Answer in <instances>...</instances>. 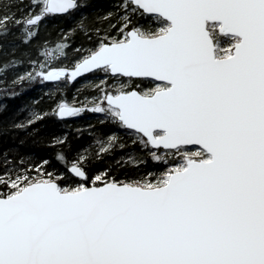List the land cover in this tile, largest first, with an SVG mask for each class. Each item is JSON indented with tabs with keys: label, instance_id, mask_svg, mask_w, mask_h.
<instances>
[{
	"label": "snow or ice",
	"instance_id": "6c2138e0",
	"mask_svg": "<svg viewBox=\"0 0 264 264\" xmlns=\"http://www.w3.org/2000/svg\"><path fill=\"white\" fill-rule=\"evenodd\" d=\"M86 7L8 0L0 15V37L14 26L20 41L0 83L51 85L50 105L25 102L11 128L89 111L115 126L89 124L74 158L69 133L52 136L59 174L0 154V264H264V0H117L98 24ZM62 17L73 26L42 39ZM146 157L168 167L136 180L112 166Z\"/></svg>",
	"mask_w": 264,
	"mask_h": 264
},
{
	"label": "trees",
	"instance_id": "16d2710c",
	"mask_svg": "<svg viewBox=\"0 0 264 264\" xmlns=\"http://www.w3.org/2000/svg\"><path fill=\"white\" fill-rule=\"evenodd\" d=\"M27 2L28 0H17V3L26 4ZM116 2L117 0H87V7L83 11L88 14L93 24H98L99 21L95 17L112 9ZM8 10V0H0V15ZM74 22V18L69 17L49 20L47 27L41 32V38L55 41L60 35V30L72 27ZM17 32L18 29L12 26L11 32L8 35L0 37V44L3 45L0 48V60L8 59L12 53L13 46L20 43L16 35ZM84 41V36L80 34L76 36L74 44H80ZM23 47H27V45ZM13 78L14 74L10 72L7 76L9 85ZM4 79V77H0V81ZM49 87L51 85L46 86L40 82H35L26 85L22 89L20 87L13 89L11 86H6L5 83H0V105L5 106L3 109H0V154L8 151L10 156L17 159L22 155L31 156L37 161L48 159L54 165L55 169L58 170L57 174H59L60 171L67 172L68 168L56 159L55 148L48 144L47 141L52 136H58L64 132H68L73 143V150H68L69 157L74 158V149L85 145L92 139L91 130L87 127L89 124L94 125L96 129L104 131L105 133L110 129L115 130V126L109 123H99L98 121L102 119L101 115L89 111L74 119L68 120L67 123L58 121L53 117H49L42 122H37L35 126L38 128V132L36 134H28L24 130L11 128L10 122L13 116L19 122L28 115V110L23 108L25 102L40 98L37 107L47 108L50 105L51 102L47 97ZM77 87H80V85L75 84L68 88L67 95L69 98L75 95V89ZM11 91L17 92L18 95H7V92ZM85 94H92V92L88 88L81 89L80 99H83ZM78 128L81 129L79 135L76 132ZM21 141L23 142L21 143ZM116 160L119 161L120 157L117 156ZM145 161V163L139 166H130L123 161H120L119 164L112 163V166L119 167L121 172L127 173L126 176H121V179L131 178L136 180L145 178L148 172L158 174L168 167L167 164L154 161L151 157H146ZM99 164L100 162H96L92 165L94 171L103 170ZM2 166L0 164V167ZM49 171H52V168H49Z\"/></svg>",
	"mask_w": 264,
	"mask_h": 264
},
{
	"label": "rangeland",
	"instance_id": "374dc122",
	"mask_svg": "<svg viewBox=\"0 0 264 264\" xmlns=\"http://www.w3.org/2000/svg\"><path fill=\"white\" fill-rule=\"evenodd\" d=\"M144 86H145V87H153L154 85H152L151 83H147V82H146V83L144 84ZM90 91H91V90H90ZM91 92H92V91H91Z\"/></svg>",
	"mask_w": 264,
	"mask_h": 264
}]
</instances>
